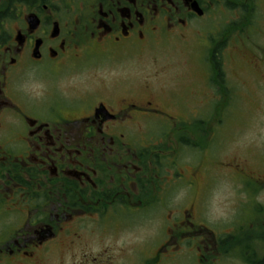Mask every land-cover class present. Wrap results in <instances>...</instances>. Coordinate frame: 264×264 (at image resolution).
<instances>
[{"label": "flooded vegetation", "instance_id": "af4514ba", "mask_svg": "<svg viewBox=\"0 0 264 264\" xmlns=\"http://www.w3.org/2000/svg\"><path fill=\"white\" fill-rule=\"evenodd\" d=\"M262 21L264 0H0V264H264ZM188 31L207 54L170 96L119 73Z\"/></svg>", "mask_w": 264, "mask_h": 264}, {"label": "rangeland", "instance_id": "374dc122", "mask_svg": "<svg viewBox=\"0 0 264 264\" xmlns=\"http://www.w3.org/2000/svg\"><path fill=\"white\" fill-rule=\"evenodd\" d=\"M80 1V0H79ZM264 25V21H262ZM197 30L205 32V29L209 31L213 36L217 32L216 23L213 22V26H205L203 23L194 24ZM199 34H193L187 32L184 40H175L165 45H154L144 53L136 56L132 61H128L132 66L127 67L125 70L121 69L119 73L136 72L138 77L152 76V79H156L160 88L163 89L167 95L173 93L177 83H186L189 73H195V63L198 58H204L207 54V48L204 47V43L201 41ZM264 44V27L261 30L260 36L254 34L253 36V49L255 52L261 54V47ZM230 52L228 49L225 52ZM196 74V73H195ZM184 92L180 93L182 97ZM223 211V210H222Z\"/></svg>", "mask_w": 264, "mask_h": 264}, {"label": "water", "instance_id": "95a60500", "mask_svg": "<svg viewBox=\"0 0 264 264\" xmlns=\"http://www.w3.org/2000/svg\"><path fill=\"white\" fill-rule=\"evenodd\" d=\"M194 5H193V9L195 10V11H197V9H196V4L195 3H193Z\"/></svg>", "mask_w": 264, "mask_h": 264}]
</instances>
